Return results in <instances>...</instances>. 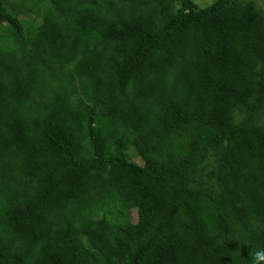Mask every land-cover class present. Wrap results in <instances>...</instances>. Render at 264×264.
Instances as JSON below:
<instances>
[{
  "label": "trees",
  "instance_id": "16d2710c",
  "mask_svg": "<svg viewBox=\"0 0 264 264\" xmlns=\"http://www.w3.org/2000/svg\"><path fill=\"white\" fill-rule=\"evenodd\" d=\"M196 1L0 0V264H256L264 0Z\"/></svg>",
  "mask_w": 264,
  "mask_h": 264
},
{
  "label": "rangeland",
  "instance_id": "374dc122",
  "mask_svg": "<svg viewBox=\"0 0 264 264\" xmlns=\"http://www.w3.org/2000/svg\"><path fill=\"white\" fill-rule=\"evenodd\" d=\"M213 2V0H198L196 1V5L199 7V8H204V7H207L208 5H210L211 3ZM263 5H264V2H263ZM134 161L138 164H142L141 160L138 159V158H134ZM132 220L134 222H137L138 220V217H137V213L134 212L133 215H132Z\"/></svg>",
  "mask_w": 264,
  "mask_h": 264
},
{
  "label": "clouds",
  "instance_id": "9594fccd",
  "mask_svg": "<svg viewBox=\"0 0 264 264\" xmlns=\"http://www.w3.org/2000/svg\"><path fill=\"white\" fill-rule=\"evenodd\" d=\"M256 264L259 262H264V249L257 250L254 255Z\"/></svg>",
  "mask_w": 264,
  "mask_h": 264
}]
</instances>
